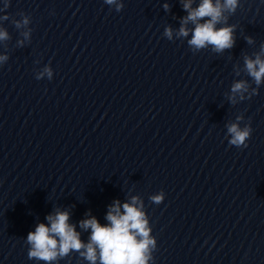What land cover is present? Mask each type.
<instances>
[{
    "label": "clouds",
    "instance_id": "1",
    "mask_svg": "<svg viewBox=\"0 0 264 264\" xmlns=\"http://www.w3.org/2000/svg\"><path fill=\"white\" fill-rule=\"evenodd\" d=\"M105 3L112 5L116 4V0H105ZM239 0H224L223 5L220 0H201L199 6L191 9V0L184 3L183 7L188 11V15L183 18L182 26L179 29L178 35L187 37L188 29L184 26L189 21L195 24L192 38L188 44L195 50H200L208 45H211L213 51L222 53L226 49H231L234 46L233 31L235 25L217 28L216 25L221 20H227L222 16L223 10L235 13L238 7ZM167 8V5H165ZM121 5H117L119 11ZM204 17H210L204 23H199ZM7 20L8 16L0 17ZM30 17L23 15L22 21H15V27L21 28L29 24ZM25 38H28L29 32L23 33ZM165 35L171 39L172 31L170 28L165 30ZM7 38V32L0 30V40ZM248 42L252 43L251 37ZM261 52L264 53V45L261 46ZM7 57L0 56V61L6 60ZM245 68L248 74L254 78L257 85L264 78V60L260 54L256 58L250 59L245 57ZM44 72L51 79V70L45 68ZM43 73L36 77L41 79ZM248 91L246 82L239 81L232 85V95L229 99L235 103L236 96L239 95L240 100H243L244 93ZM242 117H237L240 121ZM228 133L231 135L229 144L232 146L247 147L246 141L250 138L252 128L245 126L240 128L238 123H232L227 126ZM157 205L164 200V192L151 198ZM136 198H133L132 204H123V214L120 211V202L116 201L110 207L106 219L110 222L108 225H101L95 217L81 221V227L91 229L90 240L87 244L81 242L79 233L75 231V226L68 223V212H57L55 216L49 215L46 219L50 223V227L44 223L36 226L34 232H29L27 235V243L31 246L28 251L29 259L51 262L56 260L58 256H66L70 250L80 252L84 248L85 252H80V255L85 257L91 264H96L97 249L99 250L100 264H147L150 259L149 248H155L156 241L149 236L148 221L145 219L144 213L134 206ZM139 237V239H138Z\"/></svg>",
    "mask_w": 264,
    "mask_h": 264
},
{
    "label": "water",
    "instance_id": "2",
    "mask_svg": "<svg viewBox=\"0 0 264 264\" xmlns=\"http://www.w3.org/2000/svg\"><path fill=\"white\" fill-rule=\"evenodd\" d=\"M258 264H264V241H263V246L260 254V259Z\"/></svg>",
    "mask_w": 264,
    "mask_h": 264
}]
</instances>
